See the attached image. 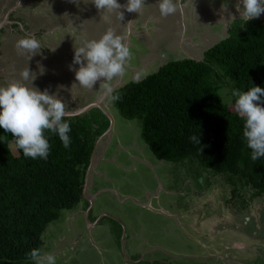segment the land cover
Returning a JSON list of instances; mask_svg holds the SVG:
<instances>
[{
	"label": "rangeland",
	"instance_id": "obj_1",
	"mask_svg": "<svg viewBox=\"0 0 264 264\" xmlns=\"http://www.w3.org/2000/svg\"><path fill=\"white\" fill-rule=\"evenodd\" d=\"M26 1L33 9L31 13L40 22L32 36L34 28H30V25L36 26V22H33L35 18L31 17L33 21L30 25L22 19L25 17L24 9L28 6L26 2L19 0L15 6L17 8H13L10 0H0V23L4 20L6 27V30L3 27L0 31V48L4 44L3 49L7 48L5 53L3 50L0 52V58L4 57L0 61L3 68L6 60H9L7 56L14 51L17 65H21L17 49L9 50L17 42L12 37L15 32L22 38L20 30L27 31L40 43V51L31 60L35 63H38L39 58L42 61L49 60V67L55 62L56 78L62 74L59 59L62 57L61 52L66 54L65 59L69 58V64H72L75 47L99 39L106 31L113 30L124 38L130 50L124 74L106 82L114 89L120 80L122 84L119 86H122L137 75L143 79L154 72L153 66L148 65L145 59V56L151 54L144 46L145 38L154 33L153 24L158 21L170 22L172 33L168 37L169 32H165L164 36L169 44H174L176 40L172 27L175 22L173 15L161 16L157 6L150 9L156 0H146L141 14L129 13L122 8V21L117 19L114 12L106 13V21L101 20V14L95 6L84 4L83 0H80L79 5L70 0ZM182 1L173 0L175 5L179 4V8ZM227 1L236 10V0ZM119 2L123 5L126 0ZM148 9L150 11L147 12ZM66 15L67 19H62ZM237 16L239 18L238 12ZM259 18L264 20V14ZM57 36L65 38L64 46L61 47ZM55 39L60 44L59 48L49 43V40ZM182 48L174 45L172 52L166 51L170 54L166 58L169 60L160 63L190 56L198 60L203 57V54H191L190 51L185 55ZM23 59L28 60L27 55ZM9 69L10 66L4 70L0 68V86L14 82L8 77ZM12 76L21 80L19 75ZM65 78L73 81L74 86L61 83L49 93L62 99L66 109L73 105L83 108L96 101V98L106 96L103 86H100L102 81L89 91L77 85L74 71H70V76ZM54 81L53 77L51 82ZM48 83L34 87L40 91H49L50 87H45ZM232 90L231 85L222 90L227 102L234 98ZM232 109L235 110L234 104ZM107 110L109 115L96 105L85 112L86 124L92 123L95 130L109 123L95 143L93 158L97 169H92L97 176L95 184H107L99 193L91 188L89 194L92 197L87 199L89 205L84 200L73 211L64 210L58 220L48 225L43 233V253L54 254L57 264L64 262L76 245L82 246L76 253L79 263L71 251V264H263L248 259V254L255 259L259 255L264 258V194L252 199L245 196V202L241 197L239 204V201L232 200L229 193H226L224 182L228 174L213 177L210 169L203 167L196 159L170 162L158 158L144 142L141 118L127 119L113 105L107 106ZM99 170L100 173L97 172ZM247 191L251 195L250 190ZM240 230L256 237V252L250 253L245 246L236 244L239 240L230 233L237 234ZM227 248L237 255L234 262L232 258L218 259L219 255H224L219 249ZM66 250L67 253L62 254Z\"/></svg>",
	"mask_w": 264,
	"mask_h": 264
},
{
	"label": "trees",
	"instance_id": "obj_2",
	"mask_svg": "<svg viewBox=\"0 0 264 264\" xmlns=\"http://www.w3.org/2000/svg\"><path fill=\"white\" fill-rule=\"evenodd\" d=\"M202 56L170 61L140 83L129 81L114 91L120 95L115 107L127 119H142L144 142L158 158L196 159L213 177L228 174L224 187L232 200L261 197L264 159L251 160L243 121L232 109L235 98L227 102L222 90L227 85L241 91L264 87V20L244 25L235 19L228 36ZM69 122L70 148L46 133L51 145L47 160L24 157L12 134L0 128V264H30L26 254L42 248L48 225L84 200L89 205L91 188L100 192L107 184H95L93 168L90 179L87 174L95 143L109 123L95 130L83 116ZM192 135H200V145L191 142ZM74 247L79 263L76 253L82 246ZM70 252L61 264H71Z\"/></svg>",
	"mask_w": 264,
	"mask_h": 264
},
{
	"label": "clouds",
	"instance_id": "obj_3",
	"mask_svg": "<svg viewBox=\"0 0 264 264\" xmlns=\"http://www.w3.org/2000/svg\"><path fill=\"white\" fill-rule=\"evenodd\" d=\"M10 1L12 7L17 8L15 6L18 5L19 0ZM22 1L27 2L26 0ZM70 2L79 5L80 0H70ZM83 3L93 4L101 14V20L106 21L108 19L106 13L114 12L117 19L122 21L124 19L122 8L129 13L141 14L146 0H126L123 5L119 0H83ZM156 5L161 16L164 17L173 15L177 11L173 0H156ZM224 8L226 9L227 6L225 7L224 5ZM31 10L33 9L30 5L26 6L24 9L25 17L22 19L26 23L29 22L30 25L33 21L31 17L35 18L33 22H36V26L30 25V28L35 29L39 27L40 22L38 23L37 17L34 13H31ZM236 10L239 13V18L236 16L231 18H238L246 25L249 21L260 19L261 14H264V0H236ZM1 23H3L4 27L5 21L3 20ZM4 30H6V27H4ZM153 30V36L159 37L157 24H153ZM20 32H22L23 36L26 35L25 31L20 30ZM15 33L12 37L17 42L14 46H10L9 50L16 48L18 54L27 55L28 61H30L40 51L39 41L33 37H25L18 40V33ZM5 37L6 41L9 42L6 34ZM5 45L0 48V52L2 50L4 53L7 51V48L3 49ZM10 45H13V43H10ZM15 55L16 52L14 51L12 58L6 60L4 69H6V65L9 68L10 65L8 64L13 58H16ZM129 57L130 50L124 42V38L113 30L106 31L99 39L89 40L83 46L75 47L73 62L69 65V70L74 71L75 80L78 82L77 85L92 91L97 81H102L100 86H103L106 95L105 98H96V101L83 108L73 105L72 108L66 109V104L56 94H50L47 90L40 91L34 87V80L37 78L35 72H31L29 69L22 71L20 73V81L9 83L7 86H0V128H3L6 133L12 134L16 147L22 150L23 156L26 158L33 160L48 159L51 145L46 133L58 136L62 146L66 149L70 148L72 140L69 135L71 132L69 121L77 120L80 116L86 118V110L96 105L100 106L109 115L107 106H115L114 102L120 99V95L114 91L125 84L119 86L122 84L120 80V83L112 89L106 82L113 81L124 74ZM189 58L192 57L190 56ZM28 61L21 59V65L18 66L15 60L16 70H21L28 64ZM76 65H79V67H75ZM40 71L43 73L42 67ZM140 80V76L137 75L131 81L140 83ZM231 95L235 98V111L243 121L242 136L247 148L251 150V160L253 162L260 161L264 159V87L254 85L244 91L233 89ZM190 140L194 145H200V135H192ZM0 141H4V136H0ZM88 171L87 179H90L91 168ZM88 188L90 186L87 184L86 189L88 190ZM91 197L88 193V199H91ZM26 256L30 264H57L54 254L43 253L40 248L31 249Z\"/></svg>",
	"mask_w": 264,
	"mask_h": 264
},
{
	"label": "crops",
	"instance_id": "obj_4",
	"mask_svg": "<svg viewBox=\"0 0 264 264\" xmlns=\"http://www.w3.org/2000/svg\"><path fill=\"white\" fill-rule=\"evenodd\" d=\"M49 2H52L53 0H48ZM60 1L61 0H57ZM28 5L29 3L26 2ZM227 6V8H224ZM157 6L154 4L150 9ZM177 8V11L175 14H173L174 17V44L167 43L168 39L165 35V32H169L168 37H170L172 31L169 28L170 22L166 21H160L156 22L157 24V32L160 37H154L150 34L149 37L145 38L144 46L149 49L148 56H145V59H147L148 65H152L154 68V71L158 69V67L162 64L160 62H164V60H167L166 58H169L170 54L166 51H171L174 48V45L176 46H182L183 54H187L188 51L191 52V54L199 53L203 54L205 50L208 48L214 46L215 44L219 43L221 40L225 39L228 36V30L230 27V24L236 19L235 17L231 18L232 16H236L237 10H235L234 7H230L227 0H183L182 3L175 5ZM150 9L147 10L150 11ZM67 16H64L62 19H67ZM238 17V16H237ZM37 28L34 29L33 32H31V36L35 34ZM160 32L162 34H160ZM26 35H24L22 38L25 37H31L30 34L25 31ZM48 33V32H47ZM46 37H49L46 35ZM57 38L60 40L61 47L64 46L65 38H62L60 36H57ZM17 39H20L19 37ZM44 39V38H43ZM159 40H162L158 42ZM167 40V41H166ZM49 43L53 47H60V44L58 41L55 40H49ZM209 44H213L210 47H208ZM62 57H60V70L62 71V74L60 77L55 76V70H56V63L54 62L50 67L47 65V63H51L49 60L42 61L39 58L38 63L33 62L32 60L28 61V64L23 67L21 70L17 71V65L15 62V58H13L12 61H10V69L8 73V77L11 81H19L18 78H15L12 76V74L19 75L24 70H30L31 72H35L37 74V78L34 80V85L40 86L41 84H45L46 82H49L47 86L50 87V90L48 92H53L54 89L59 87L61 83H66L69 86H72L73 81L70 79L65 78V76H70V70H69V58H66V54L64 52H61ZM43 55V53L41 54ZM188 55V54H187ZM24 55L20 54V58L23 59ZM64 59V60H62ZM43 68V73H41L40 69ZM7 69V65H6ZM54 77L55 81L51 82V79ZM21 79V77H20ZM2 81L6 82V79H3ZM101 81H97L99 84ZM74 86V84H73ZM95 161L93 160L91 163V167L95 169ZM113 177L111 176V180ZM230 235H234L235 238L239 241L236 242L239 246H245L248 248L250 253L256 252L258 250L257 243H256V237L249 236L245 230H240L237 234L230 233ZM248 236V237H246ZM263 243H264V239ZM220 252H222L224 255H219V260H228L232 258V262L235 261V258L237 255L234 254V251L230 248H227L225 250L219 249ZM248 259L256 260L258 263L264 264V258L262 255H259L258 258L251 257V254H248Z\"/></svg>",
	"mask_w": 264,
	"mask_h": 264
},
{
	"label": "flooded vegetation",
	"instance_id": "obj_5",
	"mask_svg": "<svg viewBox=\"0 0 264 264\" xmlns=\"http://www.w3.org/2000/svg\"><path fill=\"white\" fill-rule=\"evenodd\" d=\"M5 57H6V56H5ZM11 57H12V55H8V56H7V58H11ZM3 59H4V57L1 58L0 61L3 60ZM0 68H1L2 70H4V68H3V66H2L1 64H0ZM3 82H5V81H3Z\"/></svg>",
	"mask_w": 264,
	"mask_h": 264
},
{
	"label": "water",
	"instance_id": "obj_6",
	"mask_svg": "<svg viewBox=\"0 0 264 264\" xmlns=\"http://www.w3.org/2000/svg\"><path fill=\"white\" fill-rule=\"evenodd\" d=\"M2 27H3V23L0 24V30H1ZM88 107H91V106H88ZM92 160H94L93 156H92ZM92 160H91V163H92ZM90 166H91V164H90ZM87 178H88V174H87Z\"/></svg>",
	"mask_w": 264,
	"mask_h": 264
}]
</instances>
